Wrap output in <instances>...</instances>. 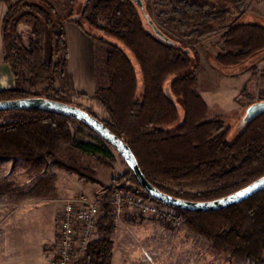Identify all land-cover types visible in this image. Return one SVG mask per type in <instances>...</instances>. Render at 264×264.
Wrapping results in <instances>:
<instances>
[{"label": "trees", "instance_id": "obj_1", "mask_svg": "<svg viewBox=\"0 0 264 264\" xmlns=\"http://www.w3.org/2000/svg\"><path fill=\"white\" fill-rule=\"evenodd\" d=\"M0 1L7 5L2 19L4 61L15 78L14 87L0 90V101L39 97L24 84H46L54 93L50 99L70 104L55 90V83L68 75L63 24L71 21L105 48L109 82L105 87L98 86L94 95L108 114V120L102 121L129 146L154 186L178 198L209 201L264 176V114L238 129L230 140L231 127L224 120L207 118L208 106L196 89L197 55L182 49L184 42L178 45L165 32L175 45L155 36L133 0H88L86 5L69 0L68 14L63 17L48 1ZM167 1L171 5L167 22L175 23L182 36L199 40L222 32L224 48L215 57L220 67L237 66L264 51V25L239 21V15L228 5L220 6L211 0ZM17 15V22L31 25L28 44L8 29ZM166 87L173 100L167 96ZM0 118V160L21 159L28 168L50 161L86 181H97L95 170L79 165L77 158L69 164L56 158L59 144L71 142L79 152L109 164L112 154L104 140L97 144L72 138L68 127L71 122L82 123L95 132L80 120L44 109L0 111ZM54 178L51 175L50 179H42L45 184L41 188L29 187L22 198L48 196L54 187L46 183ZM205 179L219 187L178 196L162 185ZM117 189L149 196L130 168L113 178L101 202L98 235L73 264L112 263L113 216L106 201ZM175 210L191 229L209 237L217 249L264 264V189L216 211Z\"/></svg>", "mask_w": 264, "mask_h": 264}, {"label": "rangeland", "instance_id": "obj_2", "mask_svg": "<svg viewBox=\"0 0 264 264\" xmlns=\"http://www.w3.org/2000/svg\"><path fill=\"white\" fill-rule=\"evenodd\" d=\"M44 1L50 2L61 17L68 14L69 0ZM212 1L220 6L228 5L230 11L239 15V21L264 25V0ZM79 2L81 5L87 3L85 0ZM139 9L148 29L150 26L145 15H148L163 33L176 40L178 45L181 41L184 42L181 45L182 49L197 55L196 89L208 106L207 118L218 117L224 120L231 127L229 139L234 138L238 132L237 124L245 108L250 103L258 101L257 86L262 85L264 88V51L254 54L237 66L220 67L215 57L224 48L221 31L206 35L199 40L182 36L181 32L175 29V23L167 22L171 9L167 0H143V8L139 7ZM17 17L18 15L13 18L8 29L11 33H18L24 44H28L31 25L23 21L17 22ZM95 43L96 88L105 87L109 82L105 66L106 50L99 43ZM171 79L172 77L167 79V83ZM24 86L36 96L54 97V93L46 88V84L36 87H29L27 84ZM55 90L70 104L93 113L100 120H108V114L94 97L95 94L87 96L76 91L69 74L56 80ZM2 121L3 119L0 118V122ZM68 127L72 138L77 141L97 144L103 141L82 123L71 122ZM106 145L112 154L108 158V166L90 155L79 152L71 142H61L56 150L55 155L58 160L69 164L70 161L72 163V159L77 158L79 165L94 169V177L97 181H86L78 174L55 166L50 161L28 168L21 159H1L0 192L3 195L0 196V207L4 210V219L0 221V234L6 238L13 233L12 241H17L20 237L19 233L25 231L27 239L28 237L29 240L35 239V244H32L33 248L30 247V250H35L36 264H48L56 245V219L62 200L84 195L90 200L96 199L101 203L111 180L129 171V167L119 153L109 144ZM51 175H54V180L47 181L46 184L54 187L52 193L45 197L22 198L29 187L41 188L45 184L41 180L50 179ZM162 185L178 196L210 191L219 187L208 179L179 184L162 183ZM18 208L21 217L15 220L12 215ZM15 224H18L16 229L20 232L15 229ZM111 239L113 242L111 264H262L235 256L226 249H217L209 237L191 229L184 217L181 222L172 224L155 215H141L127 210L113 217ZM24 242L19 240L18 249H27V244ZM14 244L16 245V242ZM80 256L81 254L71 264Z\"/></svg>", "mask_w": 264, "mask_h": 264}, {"label": "water", "instance_id": "obj_3", "mask_svg": "<svg viewBox=\"0 0 264 264\" xmlns=\"http://www.w3.org/2000/svg\"><path fill=\"white\" fill-rule=\"evenodd\" d=\"M88 1V0H85ZM139 7L143 8V0H133ZM146 21L153 34L165 43L175 45V42L165 35L148 15ZM167 96L173 100L169 88L166 87ZM16 109H44L65 114L73 119L82 121L91 127L99 137L112 146L124 159L127 166L133 171L143 191L153 199L165 205L190 212L216 211L233 206L251 197L264 189V176L251 184L221 198L209 201H191L169 195L154 186L141 171L135 155L129 146L117 137L98 117L88 113L82 108L45 97H29L23 99L0 101V111ZM264 114V100L250 103L244 110L237 124L238 129L244 128L249 122ZM264 261V258H263Z\"/></svg>", "mask_w": 264, "mask_h": 264}, {"label": "built area", "instance_id": "obj_4", "mask_svg": "<svg viewBox=\"0 0 264 264\" xmlns=\"http://www.w3.org/2000/svg\"><path fill=\"white\" fill-rule=\"evenodd\" d=\"M106 202L113 217L131 210L141 215L158 216L172 224L183 220L174 207L131 190L117 189L110 193ZM100 215L99 200H90L84 195L62 200L56 219V245L48 264H71L82 254L87 244L98 235Z\"/></svg>", "mask_w": 264, "mask_h": 264}, {"label": "crops", "instance_id": "obj_5", "mask_svg": "<svg viewBox=\"0 0 264 264\" xmlns=\"http://www.w3.org/2000/svg\"><path fill=\"white\" fill-rule=\"evenodd\" d=\"M6 11L7 5L5 2L0 1V90L15 86L13 72L9 64L4 61L3 53L2 19ZM63 26L68 49L67 73L71 77V81L76 91L83 95L93 96L96 90V43L75 23L65 21ZM257 89L258 100H264V88L262 85H258ZM2 195L3 193L0 192V196ZM21 200L23 199L21 198ZM15 204H17L16 201ZM3 211V208L0 207V221L4 219ZM27 212L29 213V211ZM12 217L15 218V220L21 217L19 208L17 209V212L12 215ZM16 225L18 224L14 225L15 229ZM16 230L20 232L19 229ZM19 234L20 237L17 238V241H12L13 233L11 236H9L10 234L7 235L6 238L3 234H0V264H36L35 250H30V247L33 248L32 244H35V239L33 238L32 240H29V237L27 239L25 231ZM19 240L25 241L24 243L27 244V246L25 245L27 247L26 250L18 249ZM15 242L16 245L14 244Z\"/></svg>", "mask_w": 264, "mask_h": 264}]
</instances>
